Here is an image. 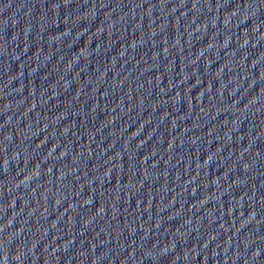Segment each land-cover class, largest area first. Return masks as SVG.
Returning <instances> with one entry per match:
<instances>
[{"label":"water","instance_id":"95a60500","mask_svg":"<svg viewBox=\"0 0 264 264\" xmlns=\"http://www.w3.org/2000/svg\"><path fill=\"white\" fill-rule=\"evenodd\" d=\"M0 264H264V0H0Z\"/></svg>","mask_w":264,"mask_h":264}]
</instances>
